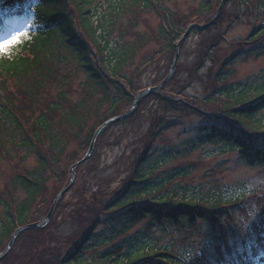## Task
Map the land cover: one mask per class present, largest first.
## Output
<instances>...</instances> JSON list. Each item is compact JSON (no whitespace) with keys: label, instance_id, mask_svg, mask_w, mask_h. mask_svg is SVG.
I'll use <instances>...</instances> for the list:
<instances>
[{"label":"trees","instance_id":"16d2710c","mask_svg":"<svg viewBox=\"0 0 264 264\" xmlns=\"http://www.w3.org/2000/svg\"><path fill=\"white\" fill-rule=\"evenodd\" d=\"M156 2L158 0H40L38 3H31V0H0L1 26L23 16H35L32 21L34 27L27 37L14 44L8 54L0 55V91L4 92L7 84L18 85L29 98L28 101L33 99L37 104L43 103L39 89L46 84H54L58 93L57 98L43 103V109L29 111V114H26L27 110L21 109L19 102L13 100L12 93L0 94V135L5 140L7 138L6 143L14 149H32L36 159L30 169L13 173L8 184L10 189L5 195L0 193V251L17 228L35 221V209L46 191L49 177L55 173L53 166L66 149V135L61 132V128L72 134V137L79 138L88 126L87 120L98 119L88 127L82 140V145L87 149L97 126L120 114L119 106L130 105L133 95L140 90L132 86L127 71L146 41L143 35L137 33L129 35L133 38L129 45L124 43L127 33L136 25L134 16L118 37H115L114 29L117 25L120 27V19L127 14L132 15L139 9H150ZM207 6H200V9ZM156 30V35L164 41V47L173 51L181 35L177 25L171 26L166 21ZM254 32V38L263 36L264 24L256 27ZM236 54L239 51L222 62V68L211 77L212 83L216 81L219 84L226 80L223 65L232 61ZM73 69L86 76L87 91L96 89L97 93H101L97 102L88 101V97L92 96L90 92L80 96L75 103L68 101L65 94L68 89L64 87L70 84L72 76L69 70ZM211 91L213 96L225 98L222 114L218 118L210 117L209 123L198 127L195 142H187V147L180 150H163L159 155H156L157 150H152L151 143L163 128L174 125L173 121L162 122L164 114L172 111L187 113L184 110L189 108L180 105V100L153 94L162 116L149 124L142 154L131 164L132 170L123 180L121 192L103 205L97 201L100 205L90 207L89 218L83 223V236L72 243L71 250L50 255L47 263L191 264L195 259L187 260L189 254L200 251L202 255L205 252L203 248L206 250L219 240V234L214 230L217 222L230 220L235 207H240L243 213L247 211L246 202L241 201L242 196L179 198L176 194L179 191L184 195L185 188L174 187V195L164 190V186L177 177L188 174L192 166L188 169L175 167L165 174L167 170L161 172L163 157L170 160L181 155V152L192 151L199 144H221L222 148L237 151L240 161L264 166V117L260 115L264 110V82L253 85L252 89L240 84L237 88L226 84L218 87L215 84ZM103 105L106 109L98 114ZM59 112H62L61 117L55 125L56 131L52 132L54 117ZM125 121H129V118L117 123ZM80 158H73L70 162L73 164ZM60 189L58 186V192ZM19 191L22 193L21 198L15 197ZM254 206L261 207L259 204ZM104 213L105 216L100 218ZM143 220H146L143 229L127 236L126 232ZM261 222L262 226L257 221L252 223L251 228L259 238L252 252L241 259L240 264H264V255L259 254L264 250V234H257L263 231L264 220ZM100 225L104 227L96 230ZM201 226L211 230L212 237H207V241L201 239L204 234L200 233ZM154 227L162 236L170 235L169 240L161 244L160 238L157 241L145 238L151 236L144 234V231L153 233ZM26 233H38L40 236L45 232L42 228H33L23 234ZM180 242H188L189 249H182ZM198 245H201L200 248ZM201 263L196 261L195 264Z\"/></svg>","mask_w":264,"mask_h":264},{"label":"rangeland","instance_id":"374dc122","mask_svg":"<svg viewBox=\"0 0 264 264\" xmlns=\"http://www.w3.org/2000/svg\"><path fill=\"white\" fill-rule=\"evenodd\" d=\"M220 2L221 0H158L150 9H139L134 14H127L120 19V27L117 25L114 29L115 37H118L120 31L127 29L128 21L134 16L136 25L127 33L124 43L129 45L133 39L129 35L137 33L143 35L146 41L127 71V76L133 83L132 86L140 88L139 91H141L145 87L158 85L162 80L158 81V79L161 76L164 78L172 65L174 50L166 49L163 39L156 35V28L159 25L167 21L171 26L177 25L178 30L183 33L192 23L203 25L211 20ZM222 2V8L210 27L202 31L192 29L181 41L174 70L166 81L170 83L164 87L165 82L164 88L162 87L160 91L143 96L131 115L123 119L124 121L129 118V121L119 124L117 123L119 121L113 122L100 131L101 134L96 138L92 154L85 161L87 163L84 162L85 165L81 164V167L75 170L71 189L55 205L50 221L41 227L45 233L39 236L38 233L23 234L29 230L21 232L16 236L17 239L13 241L8 253L0 260V264H49L47 262L50 261V255L55 256V253L60 254L71 250L72 243L83 236L85 231L83 223L89 218L88 209L93 205H100L97 201H101L103 205L121 192V184L132 170L131 164L142 154L149 124L155 122V118L157 120L162 116L159 112L160 107L157 105L158 101L156 102L153 94L166 95L170 100L172 98L180 100V105L189 108L184 110V112L188 111L187 113L172 111L164 114L162 122L173 121L174 125L167 129L163 128L157 139L151 143L152 150H157L156 155H159L163 150L171 148L180 150L187 147V142H195L198 127L209 123L211 115L219 117L222 114L225 98L212 95L211 88L215 84L218 87L226 84L233 88H237L240 84L252 89L253 85L264 82V35L254 38L255 28L264 24V0H223ZM205 4L208 6L200 9V6ZM16 21H12L6 33L0 35V38H8L17 30ZM27 35L22 38H26ZM209 45H211L210 49H208ZM12 46L4 54H8ZM238 51L239 54H236L232 61L223 65L222 70H225L226 80L219 84L216 81L212 83L213 73L222 68V62ZM69 73L72 80L64 89H68L65 94L70 103H75L86 92L92 94L88 97V101L97 102L100 99L101 93H97L96 89L87 91L86 76L83 73L77 72L76 69L69 70ZM56 91L54 84H46L39 89V93L42 94L40 100L47 104L57 98ZM7 93L14 95L13 100L16 103L19 102L21 109L27 110L26 114H29V111L44 108L43 103L37 104L33 99L29 102V98L18 85L7 84L5 91H0V94ZM129 107L130 105L121 104L118 115L127 112ZM105 109L106 106L103 105L98 114ZM61 113L54 117L52 132L56 131L55 125ZM260 115L264 117V110L260 112ZM97 120L96 118L87 120L88 126L79 138L72 137V134L61 128V132L66 135V149L53 166L54 176L49 177L46 191L35 209L33 222H40L46 216L58 192V186L62 189L69 182L72 165L70 161L86 154L87 149L82 145V140L88 127ZM67 127L72 131L68 125ZM0 140V193L5 195L10 189L8 184L12 174L30 169L35 165L36 159L32 149L19 147L14 149L6 143L7 138L5 140L3 135H0ZM259 143L262 144L263 141ZM180 154L170 160L163 157L161 172L167 170L166 174L175 167L188 169L192 166V168L188 174L177 177L164 186L166 193L172 192L174 195L173 190L177 187L185 188L186 192L183 195L178 191L176 196L179 198L182 196L206 198L212 195L242 196L241 201L246 202L247 206L245 213L240 211V207H235L231 211L230 220L224 219L217 222L214 230L219 234V240L206 250L203 248L205 252L200 255L202 259H199L200 256L195 257L191 264H195L196 261L207 264H240V260L252 252L259 238L251 227L245 233L243 227L245 222H251L252 226V223L257 221L259 226H262L261 221L264 220V166H254L240 161L237 151L222 148L221 144H199L192 151ZM15 197L21 198L22 193L19 191ZM256 204L261 207L254 206ZM261 209L263 212L260 211ZM104 216L105 213L100 215V218ZM52 218L54 219L51 221ZM145 222L146 220H143L132 226L126 232L127 236L141 231ZM102 227L104 225L98 226L96 230ZM199 230L201 234L204 233L201 239L207 241V237H212L210 229L201 226ZM151 232L153 233L144 231V234L151 236L144 235V237L151 238L153 241L160 238L161 244L170 238V235L162 236L156 227ZM257 234H264V228ZM179 244L182 249L190 246L188 242ZM198 246L200 248L201 245ZM237 249L240 250L237 251Z\"/></svg>","mask_w":264,"mask_h":264},{"label":"water","instance_id":"95a60500","mask_svg":"<svg viewBox=\"0 0 264 264\" xmlns=\"http://www.w3.org/2000/svg\"><path fill=\"white\" fill-rule=\"evenodd\" d=\"M223 0H221L218 8L216 9L215 11V14L214 16L211 18V20L209 22H207L206 24L204 25H197V24H190L186 30L184 31V33L182 34V36L180 37V39L177 41L176 45H175V53H174V57L172 59V65L168 71V74L163 78V80L159 83V85L155 86V87H148L140 92H138L134 98H133V102L131 104V106L129 107L128 111L121 114V115H118V116H114V117H111L107 120H105L102 124H100L96 130L94 131L93 135H92V138H91V141H90V144H89V147H88V150L86 152V154L81 158L79 159L77 162H75L71 167H70V173H71V178H70V181L69 183L57 194L56 198L54 199L49 211L47 212L46 216L40 221V222H34V223H30V224H26L18 229H16L13 234H12V237L10 239V241L8 242V244L6 245L5 249L0 253V260L2 259V257L7 253V251L10 249L11 245H12V242L13 240L15 239V237L17 236V234L23 230H28V229H31V228H34V227H42L44 226L48 221H49V218H50V215H51V212L57 202V200L69 189V187L71 186L72 182H73V179H74V168L83 163L90 155H91V152L93 150V144H94V141H95V138L97 137V135L99 134V132L104 128L106 127L107 125L115 122V121H118V120H121L127 116H129L131 114V112L134 110V108L136 107L137 103L139 102L140 98L146 94H149L151 92H154L156 90H158L164 83L167 79H169V77L171 76L173 70H174V65H175V61H176V58H177V51H178V46H179V43L189 34L190 30L193 29V28H196L198 30H202L204 28H206L207 26L211 25L213 23V21L215 20L220 8H221V5H222V2Z\"/></svg>","mask_w":264,"mask_h":264},{"label":"snow or ice","instance_id":"6c2138e0","mask_svg":"<svg viewBox=\"0 0 264 264\" xmlns=\"http://www.w3.org/2000/svg\"><path fill=\"white\" fill-rule=\"evenodd\" d=\"M35 2H40V0H35ZM35 19L34 15H27L17 19L16 21V29L14 32L10 34L8 38H0V55L4 54L5 51L10 48L13 44L18 43L21 38L28 34L29 30L34 27L32 21ZM253 219H255V215H253ZM245 233H247L248 229L251 227V222H245L244 224ZM210 243V241H209ZM240 249H237L239 251ZM201 254L200 251L196 253L189 254L187 260H193L196 256ZM260 255H264V250H262Z\"/></svg>","mask_w":264,"mask_h":264}]
</instances>
